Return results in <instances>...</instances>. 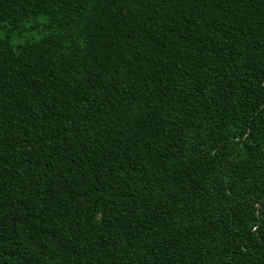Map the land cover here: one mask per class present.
I'll return each mask as SVG.
<instances>
[{
  "label": "trees",
  "instance_id": "1",
  "mask_svg": "<svg viewBox=\"0 0 264 264\" xmlns=\"http://www.w3.org/2000/svg\"><path fill=\"white\" fill-rule=\"evenodd\" d=\"M0 264H264V0H0Z\"/></svg>",
  "mask_w": 264,
  "mask_h": 264
}]
</instances>
